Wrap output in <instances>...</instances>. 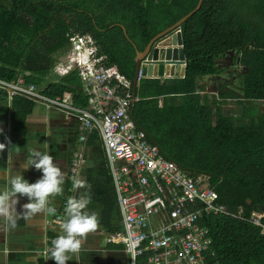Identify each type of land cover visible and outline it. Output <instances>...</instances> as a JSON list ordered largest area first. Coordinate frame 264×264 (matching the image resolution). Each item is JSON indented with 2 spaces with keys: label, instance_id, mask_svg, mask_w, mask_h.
Returning <instances> with one entry per match:
<instances>
[{
  "label": "trees",
  "instance_id": "trees-1",
  "mask_svg": "<svg viewBox=\"0 0 264 264\" xmlns=\"http://www.w3.org/2000/svg\"><path fill=\"white\" fill-rule=\"evenodd\" d=\"M198 6L199 0H0V78L17 81L15 69L21 60L31 62L27 51L37 38L35 44L56 53L68 32L92 34L108 62L133 83V118L147 141L192 177L211 176L220 204L231 213L203 220L212 264H264V236L250 222L252 212L264 208V105L258 103L264 101V0H204L182 28L185 77L170 84L143 77L134 88L136 52ZM21 42L29 46L19 54ZM228 54L244 68L233 81L240 93L225 83L208 90L206 79L216 82L218 59ZM230 99L237 100L240 116L226 108ZM101 191L93 184L85 195L116 208Z\"/></svg>",
  "mask_w": 264,
  "mask_h": 264
},
{
  "label": "built area",
  "instance_id": "built-area-1",
  "mask_svg": "<svg viewBox=\"0 0 264 264\" xmlns=\"http://www.w3.org/2000/svg\"><path fill=\"white\" fill-rule=\"evenodd\" d=\"M70 41L72 53L57 70L61 75L78 70L90 109L43 97L34 86L21 87L22 81H0V89L10 91L12 96L72 109L79 114L85 131L100 132L123 219V230L109 234L105 241L121 245L130 264H212L208 255L212 238L203 220L231 213L219 203L210 177L194 178L162 157L131 116L138 98L130 79L98 56L91 39L73 36ZM140 78L139 70L136 81ZM81 140H85L84 135ZM241 215L242 211L237 217ZM250 222L260 227L264 236V210L252 212ZM47 250L44 255L49 264Z\"/></svg>",
  "mask_w": 264,
  "mask_h": 264
},
{
  "label": "crops",
  "instance_id": "crops-1",
  "mask_svg": "<svg viewBox=\"0 0 264 264\" xmlns=\"http://www.w3.org/2000/svg\"><path fill=\"white\" fill-rule=\"evenodd\" d=\"M73 36H84L91 39L98 56L105 57L108 65H115L110 64L107 56L100 52L97 39L92 34L72 31L65 35L66 44L56 53H48L44 44H35L40 41L37 38L27 51V56L29 55L32 59L31 62L29 58L21 60L20 66L15 69L19 72L17 81L8 84H16L22 81L21 87L27 89L34 86L36 92L43 97L53 101L58 99L73 108L90 109L89 97L82 87L78 70H72L65 75H61L57 70L58 66L64 63L72 53L73 45L70 38ZM28 46L27 43H19L17 52L19 54L24 53ZM186 70L187 64H182L175 66L169 76L144 78H158L163 84H170L174 78L185 77ZM0 81L7 83L1 78ZM138 82L136 81L135 86L134 81L135 91ZM57 87L62 90L52 91V88ZM210 87L213 88L212 85ZM203 93L206 94L208 91ZM134 94L138 98L136 92ZM23 100L32 104L19 108L15 107ZM236 101V99H230L227 108L232 110L235 116H240L241 112ZM161 102L162 98H159L160 105ZM84 103L85 105H83ZM258 103L261 104L260 107L262 108L264 101L259 100ZM134 105L131 108L132 118ZM78 115L72 109L54 107L48 103L36 102L21 95L12 96L10 91L0 89V129H2L0 142L8 144L10 139L9 148L13 146L20 148L19 154L13 149L10 160L8 159V149L0 153V190L6 186L10 176L22 174L30 183L36 182L42 176V172L34 167L24 170L22 165L28 159L32 149L43 151L45 143L48 145L49 154L54 157V162L66 174L63 194L53 199V205L57 209L56 216L37 214L30 219L19 217L17 228L7 232L0 226V264H46L48 260L44 252L49 247L51 248V240L60 234L61 230L56 219L64 216L67 199L73 196L78 198L82 194L85 195L86 192V189L73 190L71 180L73 176H79L91 186L94 184L96 191L97 188H102L103 197L110 196L117 204L102 136L97 129L85 131ZM82 135L85 136V140H81ZM209 177L211 180V176ZM211 188L214 189L212 182ZM18 198L17 210L21 211V206L29 201L24 196ZM260 210H264V208ZM87 211L99 214L100 226L95 232L87 235L80 252L73 255L68 264H130V259L121 245H108L105 241L106 237L111 234V230L117 232L123 230V219L118 204L113 209L104 206L102 203L98 204L92 201ZM49 259V264H54V261Z\"/></svg>",
  "mask_w": 264,
  "mask_h": 264
},
{
  "label": "clouds",
  "instance_id": "clouds-1",
  "mask_svg": "<svg viewBox=\"0 0 264 264\" xmlns=\"http://www.w3.org/2000/svg\"><path fill=\"white\" fill-rule=\"evenodd\" d=\"M2 132V129H0ZM8 144L0 142V153L8 149V159H11L13 149L17 154L18 146L11 148ZM43 151L32 149L28 159L22 165L24 170L34 167L42 172V176L34 183H30L22 174L10 176L6 186L0 190V226L5 232L17 228L18 218L30 219L37 214L56 216L57 209L53 205V199L64 192L66 174L61 167L54 162L53 155L48 152V145H43ZM72 188L87 189L91 192V184L79 176H73ZM19 196H24L29 202L17 210ZM92 202L91 195L69 197L64 207V216L56 219L60 234L51 240V248L47 251L54 264H68L73 255L81 250L82 243L89 233L95 232L100 226L98 213L87 211Z\"/></svg>",
  "mask_w": 264,
  "mask_h": 264
},
{
  "label": "water",
  "instance_id": "water-1",
  "mask_svg": "<svg viewBox=\"0 0 264 264\" xmlns=\"http://www.w3.org/2000/svg\"><path fill=\"white\" fill-rule=\"evenodd\" d=\"M203 2L204 0H199V6L193 13L152 40L144 51L136 52L135 86L139 70L143 77H165L172 74L175 66L187 64L182 28L185 23L199 13Z\"/></svg>",
  "mask_w": 264,
  "mask_h": 264
},
{
  "label": "rangeland",
  "instance_id": "rangeland-1",
  "mask_svg": "<svg viewBox=\"0 0 264 264\" xmlns=\"http://www.w3.org/2000/svg\"><path fill=\"white\" fill-rule=\"evenodd\" d=\"M234 58H235V55L228 54L226 56H221L218 59L217 68L219 70L220 76L218 79H216V82H215V79L208 77L205 82V84L208 85V88L209 86L211 85L213 86L214 84L221 85L225 83V84H229L231 89L233 88L238 93H240L239 85L236 88V83H234L233 81H234V78H238V76L243 74L244 68L239 63L236 64V61L234 62L235 60ZM209 90H212V87H210Z\"/></svg>",
  "mask_w": 264,
  "mask_h": 264
},
{
  "label": "bare ground",
  "instance_id": "bare-ground-1",
  "mask_svg": "<svg viewBox=\"0 0 264 264\" xmlns=\"http://www.w3.org/2000/svg\"><path fill=\"white\" fill-rule=\"evenodd\" d=\"M181 68V67H180Z\"/></svg>",
  "mask_w": 264,
  "mask_h": 264
}]
</instances>
